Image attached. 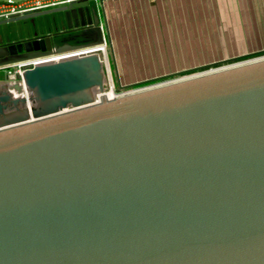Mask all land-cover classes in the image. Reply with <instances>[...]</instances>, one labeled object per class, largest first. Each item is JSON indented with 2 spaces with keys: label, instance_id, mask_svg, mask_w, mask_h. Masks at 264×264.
<instances>
[{
  "label": "water",
  "instance_id": "1",
  "mask_svg": "<svg viewBox=\"0 0 264 264\" xmlns=\"http://www.w3.org/2000/svg\"><path fill=\"white\" fill-rule=\"evenodd\" d=\"M93 1L1 19L68 30L0 48V68L103 44ZM259 53L117 73L149 85L113 98L98 52L0 79V264H264V56L160 81Z\"/></svg>",
  "mask_w": 264,
  "mask_h": 264
},
{
  "label": "crops",
  "instance_id": "2",
  "mask_svg": "<svg viewBox=\"0 0 264 264\" xmlns=\"http://www.w3.org/2000/svg\"><path fill=\"white\" fill-rule=\"evenodd\" d=\"M93 2L99 8V15L105 24L109 52L119 76L120 73L125 74L124 60L127 59L189 58L191 42L212 40L220 43L264 44V0ZM61 14L59 25H66V14ZM251 50H264V46L256 49L251 47ZM161 64L163 68L155 71L156 74L173 73L164 67L167 64L165 61ZM140 66L145 68L146 65L140 61L137 67ZM129 81L124 80L123 83L130 84Z\"/></svg>",
  "mask_w": 264,
  "mask_h": 264
},
{
  "label": "rangeland",
  "instance_id": "3",
  "mask_svg": "<svg viewBox=\"0 0 264 264\" xmlns=\"http://www.w3.org/2000/svg\"><path fill=\"white\" fill-rule=\"evenodd\" d=\"M19 1V0H16ZM51 10V9H50ZM61 12H49L46 14L37 15L35 17H30L27 19H22L18 21H13L9 23L0 24V36H10L13 39H22L26 38L28 36H33V34L37 33L39 35L46 34L49 30L55 29V27H60L59 25L60 18H61ZM58 22V25H57ZM64 25V24H63ZM63 25L61 27H63ZM60 27V28H61ZM225 39V38H224ZM264 44H247V43H241V42H214V41H200V42H191L190 47V57L189 58H180V59H167V60H161V59H127L124 60L125 68L123 70L125 71V74L120 73L121 68H119L120 73V80L121 83L124 84V80H130V83H134L137 81L150 79L153 77H158L163 74H156L155 71H161L163 68L162 61H165L167 64L166 67L167 70L177 72V71H183L186 69H192L195 67L211 64L214 62H219L225 59L234 58L243 54L251 53V47H254L256 49L257 47H263ZM109 71H110V85L113 87L115 95L119 93H123L124 91L138 88L141 86L149 85V84H142L139 86L130 87L127 89H122L118 85V78H117V70L113 64V59L111 57V53L109 52ZM264 56V53L255 54L253 56L244 57L241 59H236L229 62H222L218 65L213 66H207L201 69L192 70L186 73H182L180 75L172 76L166 79H162L160 81H166L169 79H174L177 77L187 76L190 74L202 72L211 68H217L220 66L244 61L247 59H252L256 57ZM143 62L145 63V68L137 67L138 63ZM128 63V64H127ZM149 66V67H148ZM152 66H158L152 68ZM158 69V70H157ZM151 71V73H149ZM154 71V74L152 73ZM8 71L6 69L0 70V79L5 78L8 74ZM151 84V83H150ZM111 88V87H110Z\"/></svg>",
  "mask_w": 264,
  "mask_h": 264
},
{
  "label": "built area",
  "instance_id": "4",
  "mask_svg": "<svg viewBox=\"0 0 264 264\" xmlns=\"http://www.w3.org/2000/svg\"><path fill=\"white\" fill-rule=\"evenodd\" d=\"M72 1L74 0H0V20L8 19L22 14L41 12L59 8L68 5ZM90 52L100 53L104 58V62L107 64V67L109 68V42L106 39L103 44L97 46L82 47L63 52H54L50 55L29 59L4 68H0V70L6 69V71H8V75H22L26 69L31 68L42 62L58 60L61 58L86 54Z\"/></svg>",
  "mask_w": 264,
  "mask_h": 264
},
{
  "label": "flooded vegetation",
  "instance_id": "5",
  "mask_svg": "<svg viewBox=\"0 0 264 264\" xmlns=\"http://www.w3.org/2000/svg\"><path fill=\"white\" fill-rule=\"evenodd\" d=\"M68 26L66 25V28H67ZM62 30V28H60V27H55V29H52V30H49L46 34H41V35H39V34H33V36H28V37H26V38H22V39H13L12 40V38L10 37V36H4V35H2V36H0V48H3V47H7L9 44H11V43H14V42H21V41H26V40H35V39H37V38H39V37H44V36H47V35H49V34H51V35H53V36H55L56 35V33H59L60 31ZM66 30H68V28L66 29ZM71 34L72 33H69L68 34V38L66 39V42H68V43H70V44H75V43H77L78 42V40L79 39H74V38H72L71 37ZM56 37V36H55ZM87 41V39L85 40V38H81L80 39V41ZM61 44H64V43H61ZM58 45H60V43L58 44Z\"/></svg>",
  "mask_w": 264,
  "mask_h": 264
},
{
  "label": "bare ground",
  "instance_id": "6",
  "mask_svg": "<svg viewBox=\"0 0 264 264\" xmlns=\"http://www.w3.org/2000/svg\"><path fill=\"white\" fill-rule=\"evenodd\" d=\"M107 96H108L109 98H113V97L116 96L115 93H114V90H113V87H112V86H111V88L108 90V92H107Z\"/></svg>",
  "mask_w": 264,
  "mask_h": 264
}]
</instances>
